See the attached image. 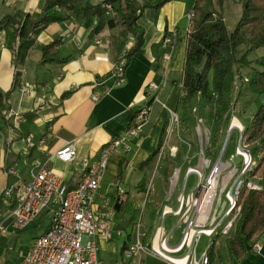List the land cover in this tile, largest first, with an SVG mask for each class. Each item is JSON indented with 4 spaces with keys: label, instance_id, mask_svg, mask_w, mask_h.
<instances>
[{
    "label": "crops",
    "instance_id": "obj_1",
    "mask_svg": "<svg viewBox=\"0 0 264 264\" xmlns=\"http://www.w3.org/2000/svg\"><path fill=\"white\" fill-rule=\"evenodd\" d=\"M42 5L43 0H0V19L17 11L36 16ZM147 11L148 18L143 25L139 22L141 17L137 20L144 30L142 51L135 53L125 66L124 78L120 83L115 82L109 41L117 27H104L90 40L88 31L74 21L48 24L36 36V43L45 44L60 37L62 42L56 47L59 56H71V59L66 63L40 64V50L33 45L19 68L16 85L13 82L17 70L12 52L6 46L5 32L0 30V223L5 227V232L0 233V264H16L33 240L49 225V221L45 225L41 223L47 212L23 227L13 225L9 213L14 197L5 196L3 190L6 186L14 185L17 177L7 174V169H15L24 181H28L37 170L35 160H46L49 167L64 177L68 186H74L79 179L77 168L81 161L96 158L104 145L126 133L133 111L144 103L145 84L148 81L160 84L158 97L168 85L167 98L176 87L185 98L179 86L189 31L184 3L177 0L166 2L157 17L152 9H146L141 16ZM170 36L175 37L174 44L164 46L163 40ZM132 42L130 37L127 47ZM164 53L169 54L166 62L163 60ZM98 76H103V79L97 80ZM101 84L105 86L102 93L96 90ZM73 88L68 97L60 100L62 92ZM23 89H28V92L23 93ZM165 117V109L160 103H153L149 119L142 125L139 136L128 140L129 149L120 148L108 156L95 196L96 210L111 225L108 236H93L102 264H170L150 253L126 252L127 245L138 236L144 243H149L158 225L168 235L167 246L173 247L180 241L182 223L178 216L172 213L162 216L161 212L164 206L175 209L178 195L181 192L187 194L193 188L195 184L187 188V180L194 174L186 177V168L194 166L198 157L191 159L187 149L186 156L176 160L180 164L170 162L177 158L176 155H168L161 165L164 156L160 150L149 161L155 160L151 177L163 166V175L171 172L169 178L165 176V183L170 180L171 186L164 200L151 194L147 177L150 163L138 166L156 147ZM163 135L164 132L162 144ZM27 137L34 142L33 146H27ZM67 142H74L76 146L77 156L73 162H63L52 155ZM223 153L224 150L222 156ZM182 164H185L183 181L173 197ZM175 168H179V172L173 186L171 178ZM146 202L147 206L143 209ZM159 215L161 223H157ZM227 235L216 234L210 238L214 255L211 264H264V228L246 244V253L240 260L229 259L225 244ZM220 242L219 250L217 245ZM255 242L258 249L252 247Z\"/></svg>",
    "mask_w": 264,
    "mask_h": 264
},
{
    "label": "built area",
    "instance_id": "obj_2",
    "mask_svg": "<svg viewBox=\"0 0 264 264\" xmlns=\"http://www.w3.org/2000/svg\"><path fill=\"white\" fill-rule=\"evenodd\" d=\"M105 5L113 14L111 6ZM189 15L187 14L188 18ZM174 41L175 37H166L163 45L172 46ZM168 59L169 54L164 53L163 60L166 62ZM124 73L125 61L121 58L113 66L116 83L122 82ZM159 86L160 84L153 81L145 84L144 103L134 110L132 122L126 133L120 138L110 140L100 149L96 158H84L81 161L77 168L79 179L74 186H68L64 177L49 167L46 160H35L37 170L28 181H24L15 169L6 170L7 174L17 177L14 185L6 186L3 190L5 196L14 197V204L9 213L13 225L23 227L43 212L50 215L47 230L33 240L26 254L16 264H102L93 236L95 234L108 236L111 225L103 214L96 210L95 196L109 154L120 148L129 149L128 140L139 136L142 125L149 119L153 103H160L161 107L166 108L171 114L168 132L178 118L175 112L160 101ZM27 92L28 89H23V93ZM234 118L238 120L233 112L228 129L229 131L236 129L238 133L234 154L225 160H222V154L218 155L213 163L207 158L202 161L198 158L194 166H187L186 177L194 174L197 182L187 194L181 192L178 195L175 209L167 206L162 209V216L172 213L178 216L179 222L182 223L180 241L173 247L167 246L168 235L164 233L162 226L158 225L149 243H144L139 236L133 243H129L126 247L128 254L150 253L170 264H211L209 256L211 241L198 252L201 239L229 233L240 212L237 199L243 186L248 190L263 188L261 178L252 174L256 161L243 140L244 125L239 120V124L233 123ZM198 121H201V118H198ZM197 129L201 153L202 131L199 126ZM25 141L28 147L34 145L29 137ZM161 148H164L163 144ZM223 150L224 148L222 152ZM176 152L177 149L172 147L169 155L175 156ZM52 155L63 162H73L77 156L76 146L74 142H67ZM234 155L241 157L240 166L233 162ZM178 172L179 168L173 171L171 178L173 186ZM220 192L224 193L225 201L217 208V196ZM4 232L5 227L0 223V233ZM252 247L258 249V243L255 242Z\"/></svg>",
    "mask_w": 264,
    "mask_h": 264
},
{
    "label": "trees",
    "instance_id": "obj_3",
    "mask_svg": "<svg viewBox=\"0 0 264 264\" xmlns=\"http://www.w3.org/2000/svg\"><path fill=\"white\" fill-rule=\"evenodd\" d=\"M172 0H43L40 12L34 16L16 12L0 19V30L6 34V46L11 50L14 67V85L18 83L28 49L37 45L40 50V64L66 63L71 56L60 57L57 46L62 38H54L45 44H37L36 36L53 22L74 21L88 31L92 40L104 27H117L109 37L110 57L114 64L121 58L125 66L132 56L142 51L144 30L137 20L146 9H152L154 16L160 8ZM184 3V12L189 15V31L186 37L183 65L179 86L185 100L191 102L200 96L213 105L214 120L227 118L234 106V88L239 80L237 97L244 94L243 86L253 95V110L249 124L244 126L243 140L257 161L252 171L259 174L264 183V53L254 59L250 54L264 51V0H238L242 3L241 14L231 29H228L220 10L226 0H177ZM111 6L113 14L107 10ZM166 31V30H165ZM164 31V33H165ZM166 34V33H165ZM132 37V44L127 47ZM177 42V40H176ZM245 49L242 51V48ZM239 66L248 68L245 79L239 73ZM98 76L97 80H102ZM104 84L97 89L104 92ZM73 89L65 90L60 100L68 97ZM100 93V94H101ZM135 111H133L134 114ZM133 117V115H132ZM229 121V118H228ZM131 121L128 124L130 126ZM167 121L164 120L162 133ZM162 133L156 147L138 166H144L160 151ZM240 212L225 238L229 259L240 260L246 253V244L264 228V186L261 190H248L243 186L237 199ZM213 259V245L209 249Z\"/></svg>",
    "mask_w": 264,
    "mask_h": 264
},
{
    "label": "rangeland",
    "instance_id": "obj_4",
    "mask_svg": "<svg viewBox=\"0 0 264 264\" xmlns=\"http://www.w3.org/2000/svg\"><path fill=\"white\" fill-rule=\"evenodd\" d=\"M216 10L220 12L221 16L223 17L225 24L228 29H231L237 19L239 18L241 14L242 9V3L238 0H226L223 4V7L218 10V7L215 6ZM148 12L147 11L143 16H141L139 22L140 24H144L146 22V18H148ZM245 49L242 48V51ZM264 51L260 50L259 52L255 54H250L249 58L254 59L258 55L263 54ZM248 68L244 66H239V73L243 75V77L246 79L248 77ZM240 84L239 80L236 81L235 88H234V106L232 107L231 113L227 118H223L220 120H214L213 117V105L210 104L206 99L198 96L191 102H187L185 98H183L178 88L176 87L175 90H172L170 97L167 98L166 95L168 93V85L166 88L160 93L159 97L161 100L165 101L166 105L172 109L173 112L177 114V121H174V123L171 126V131L168 132V129L170 128V119L171 114L168 112L166 108L165 114H166V121L167 124L165 126L164 135H163V146L164 148H161L163 151L164 160L161 161V165L164 164V161H166V156L169 155V150L172 147H175L177 149L176 156L177 158L171 159L170 162H174V164H180L178 159L182 160L184 156H186V151L189 149L187 155L191 157V159L196 160L198 157L201 161L204 158H207L211 161V163L215 162L218 155L222 154V149L224 148V153L222 156V160H225L229 157L230 154H234V147L236 144V138H237V130L232 129L229 131L228 125L230 124V120L232 117L233 112L236 113L235 115L238 117L240 122L246 126L249 124V121L251 119L253 110L255 109L254 105L252 104L253 95L249 90L245 88V85L243 86L244 94L237 97V90L238 85ZM170 88V87H169ZM193 107H195V111H193ZM198 118H201V121H198ZM229 118V121H228ZM198 126L200 127L202 131V152L200 153V137L198 133ZM248 148H252L254 150H258V146L256 145H247ZM260 150V148H259ZM258 150V151H259ZM179 156V157H178ZM190 158H188L189 160ZM253 159L257 161L256 155L253 154ZM192 160V161H193ZM233 162L240 166L241 157L238 155H234L232 158ZM176 161V162H175ZM147 177L150 181V188H151V194L155 195L156 197H159L160 199L164 200L167 199V196L170 193V180L165 183V176L170 177V174L163 175L165 172V166H163V169H158L157 173H155L151 177V172L153 171L152 168L155 166V160L152 162H149ZM160 165V166H161ZM185 171V164L181 165V172L179 175L178 183L175 187V189L179 186V184L183 181V175ZM227 170H224V172ZM259 176V174H256ZM132 178V176H131ZM257 179V178H256ZM197 182V178L195 175H190V177L187 180V188H190L193 184ZM177 193V189L173 193V197ZM149 199V198H148ZM225 197L224 193L220 192L217 196V208H220L221 204L224 203ZM166 203V201H165ZM147 202L145 206H143V209L146 208ZM50 215L47 212L46 215L43 216V219L41 221L42 225H45L47 221H49ZM157 223H161L160 215L157 218ZM220 240V238H219ZM210 242V238L203 237L201 239V243L198 247V252L202 248H204L208 243ZM221 242L218 243L217 247L221 248ZM179 253H173V255H178Z\"/></svg>",
    "mask_w": 264,
    "mask_h": 264
},
{
    "label": "bare ground",
    "instance_id": "obj_5",
    "mask_svg": "<svg viewBox=\"0 0 264 264\" xmlns=\"http://www.w3.org/2000/svg\"><path fill=\"white\" fill-rule=\"evenodd\" d=\"M233 123H235V124H239V121H238L236 118H234V119H233Z\"/></svg>",
    "mask_w": 264,
    "mask_h": 264
}]
</instances>
